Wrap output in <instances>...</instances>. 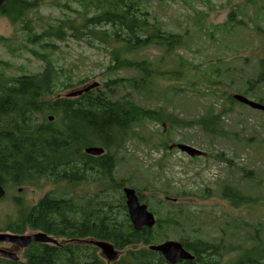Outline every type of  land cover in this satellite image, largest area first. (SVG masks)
<instances>
[{
    "label": "rangeland",
    "instance_id": "374dc122",
    "mask_svg": "<svg viewBox=\"0 0 264 264\" xmlns=\"http://www.w3.org/2000/svg\"><path fill=\"white\" fill-rule=\"evenodd\" d=\"M144 5L149 21L165 36L181 39L171 52L155 42L130 54L132 60L150 64L151 76L134 69L114 71L105 53L73 39L55 41V49L29 44L23 21L30 20L39 34L58 20L74 18V9H80L74 0H45L17 25L0 15L1 81L39 74L47 60L58 69L61 81L73 86H59L60 96L99 84L97 89L112 100L159 112L161 118H142L131 126L115 153V177L140 192L156 220L177 214L171 224L164 223V237L156 244L221 241L228 252L223 262L233 263L251 248L264 247V112L229 101L239 94L264 104V85L249 93L247 88L264 57L256 31L264 29V0H147ZM113 79L120 82L106 88ZM211 115L220 116L226 134L210 135L195 124ZM178 145L193 147L202 156L192 158ZM225 186L254 203L233 205L222 197ZM5 189L0 232L19 215L15 198L30 207L55 187L42 182L39 187ZM0 248L15 250L8 244ZM16 252L25 261L24 251Z\"/></svg>",
    "mask_w": 264,
    "mask_h": 264
},
{
    "label": "trees",
    "instance_id": "16d2710c",
    "mask_svg": "<svg viewBox=\"0 0 264 264\" xmlns=\"http://www.w3.org/2000/svg\"><path fill=\"white\" fill-rule=\"evenodd\" d=\"M146 1L74 0L80 8L74 9V18L58 20L39 34L30 20L23 21L28 42L55 49V41L73 39L105 53L114 71L134 69L151 76L150 64L132 60L130 54L155 42L171 52L181 39L176 35L165 36L149 21ZM44 2L5 0L0 15L17 25ZM67 5L64 3L66 9ZM256 31L264 44V29L258 27ZM62 78L47 60L39 74L13 78L8 83H2L0 77V185L39 187L42 182H50L55 187L30 207L15 198L19 215L3 230L15 234L44 232L64 241L61 246L33 244L24 254L25 261L0 257V264H108L90 240L107 241L122 253L112 264H168L160 253L148 247L164 237L161 236L164 223L171 224L177 214L168 213L164 221L157 220L153 229L136 231L123 194L126 186L115 177V153L127 140L131 126L142 118L162 115L129 101L112 100L101 89L77 98L60 96L59 86L73 87L63 83ZM119 82L120 79L109 80L105 87ZM261 85H264V57L258 60L255 76L247 81L248 93ZM229 101L236 102L233 95ZM50 116L54 121L49 120ZM169 118L173 123H182ZM195 122L207 134H226L220 116L211 115ZM95 146L104 148L105 154L100 157L85 154L86 148ZM137 194L147 204L140 192ZM222 197L237 207L254 203L228 186L223 188ZM181 243L195 259L177 264H264V247H253L235 262L224 263L228 252L221 241L195 239Z\"/></svg>",
    "mask_w": 264,
    "mask_h": 264
},
{
    "label": "water",
    "instance_id": "95a60500",
    "mask_svg": "<svg viewBox=\"0 0 264 264\" xmlns=\"http://www.w3.org/2000/svg\"><path fill=\"white\" fill-rule=\"evenodd\" d=\"M5 3V0H0V7ZM99 84H93L87 88L75 92H71L66 98H77L88 93L94 89H97ZM233 99L236 102L247 105L254 110L264 112V104L255 102L243 95L234 94ZM50 121H54V117H49ZM178 149L187 154L188 156L200 157L202 152L190 147L188 145H178ZM85 154L93 157H100L105 154V149L102 147H88L85 149ZM123 194L126 201V207L128 215L132 223L133 228L136 231H142L144 228L153 229L156 226L157 220L155 215L148 209V206L142 203L139 199L137 191L133 188L125 187ZM6 196V190L0 185V200ZM176 201V200H174ZM0 243H8L19 247L24 250L28 248L32 243L48 244V245H60V242L52 236L44 233L37 232L33 234H13L10 232H0ZM90 244L97 247L108 264H112L119 259L120 252L115 249L114 245L107 241H94L90 240ZM149 250L160 253L168 264H177L181 261H193L195 257L184 248L181 242L166 241L162 244L150 245ZM0 256H3L13 262L20 261L16 253H12L3 249H0Z\"/></svg>",
    "mask_w": 264,
    "mask_h": 264
},
{
    "label": "flooded vegetation",
    "instance_id": "af4514ba",
    "mask_svg": "<svg viewBox=\"0 0 264 264\" xmlns=\"http://www.w3.org/2000/svg\"><path fill=\"white\" fill-rule=\"evenodd\" d=\"M6 190V189H5ZM11 233V232H10ZM34 233H36V232H34ZM13 234H15V233H13ZM26 234V233H25ZM53 237V236H52ZM53 238H55V237H53ZM55 239H57V238H55ZM59 242H60V239H57ZM63 243H64V241H63ZM3 244H8V243H0V245H3ZM33 244H36V243H32L28 248H26V249H24V250H22V249H20L19 247H17V246H14V245H12V244H8V245H11V246H13L14 248H15V250L16 251H24V254L26 253V251L33 245ZM61 244H62V242H60V245H58V246H61ZM53 246H55V245H53ZM57 246V245H56ZM0 249H2V248H0ZM3 250H6V249H3ZM14 250V249H13ZM9 251V250H6V251H9V252H12V253H16L17 255H18V253L16 252V251ZM1 258H5V257H3V256H0ZM20 259V258H19Z\"/></svg>",
    "mask_w": 264,
    "mask_h": 264
}]
</instances>
